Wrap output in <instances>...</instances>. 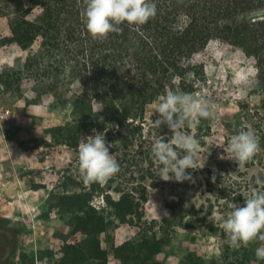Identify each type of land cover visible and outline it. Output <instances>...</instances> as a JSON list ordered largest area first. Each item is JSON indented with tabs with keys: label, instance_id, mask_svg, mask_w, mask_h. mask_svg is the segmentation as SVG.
Listing matches in <instances>:
<instances>
[{
	"label": "trees",
	"instance_id": "1",
	"mask_svg": "<svg viewBox=\"0 0 264 264\" xmlns=\"http://www.w3.org/2000/svg\"><path fill=\"white\" fill-rule=\"evenodd\" d=\"M156 3L155 19L139 28L125 23L121 33L110 34L107 39H94L88 33L81 16L85 0H29V8L11 20L16 42L22 50H29L25 68L30 79L52 87L63 76L81 87L73 98L70 120L47 133L72 148H78L93 129H107L106 140L118 141L119 151H110L121 168L116 177L105 184L75 183L77 192L58 196L50 206L69 217L70 233L59 235L64 245L57 253L58 264H109L102 236L119 225L147 226L143 222L149 191L165 182L157 174L159 166L151 148L161 137L172 135L165 125L161 129L154 123L149 125L148 108L166 90L197 92L204 69L193 64V59L211 42L238 48L254 61L263 96L256 114L264 113V0ZM39 40L40 49L33 51ZM4 76L0 74V82L10 88ZM94 100L101 102V111H94ZM260 132L264 140V131ZM96 197L102 198L103 208L93 204ZM244 200L239 196L236 202L243 206ZM0 222L8 220L0 218ZM0 232L13 242L12 229L0 228ZM17 232L22 234L23 228ZM78 234L83 236L81 240H69ZM165 240L152 229L149 237L119 246L111 243L110 249L120 264H159L154 258L161 254ZM237 255L230 264H247V255Z\"/></svg>",
	"mask_w": 264,
	"mask_h": 264
},
{
	"label": "rangeland",
	"instance_id": "2",
	"mask_svg": "<svg viewBox=\"0 0 264 264\" xmlns=\"http://www.w3.org/2000/svg\"><path fill=\"white\" fill-rule=\"evenodd\" d=\"M28 8L29 0H0V74L4 73L10 84L7 88L0 82V106L10 111L0 123V218L8 220L0 222V228L12 229L10 234L14 236L9 243L4 238L7 234L0 232V246H6L8 264H58L57 253L64 245L59 235L70 233L69 217L50 206L58 196L77 192L75 183L84 180L78 148L63 145L47 130L70 120L71 104L81 87L63 76L52 87L29 78V69L25 68L29 50H22L10 28L11 20ZM40 42L33 51L40 49ZM193 64L204 69L196 93L210 100L216 112L214 121L201 119L183 129L200 140L198 167L187 170L191 180L178 183L173 178L149 191L143 222L147 226L119 225L102 236L109 264H120L113 257L111 243L140 241L149 237L152 229L166 239L161 254L154 258L159 264H230L237 254L247 255V264H264L255 254L260 241L233 247L220 226L231 210L229 205L237 203L239 196L249 197L253 188L264 190V184H257L258 179L264 181V140L260 132L264 131V113L261 110L259 116L256 114L263 96L255 63L238 48L213 41L194 57ZM158 104L157 100L148 108L149 125L159 118ZM93 108L101 111V102L94 100ZM242 124L250 125L260 138V151L238 171L234 160L219 157L227 156L223 147ZM117 142H108L110 151H119ZM93 204L104 207L101 197H96ZM213 212L216 215L210 219ZM166 218L168 222L161 224ZM153 221L158 224L151 225ZM19 227L22 234L17 232ZM82 238L78 234L69 240Z\"/></svg>",
	"mask_w": 264,
	"mask_h": 264
},
{
	"label": "clouds",
	"instance_id": "3",
	"mask_svg": "<svg viewBox=\"0 0 264 264\" xmlns=\"http://www.w3.org/2000/svg\"><path fill=\"white\" fill-rule=\"evenodd\" d=\"M157 11L156 0H85L81 16L94 39H107L110 34L121 33V25L125 23L137 28L147 24L155 19ZM158 101L156 114L159 118L153 123L159 128L166 125L172 135L167 139L161 137L152 145L151 154L154 163L159 166L157 174L163 181L174 178L176 182L183 183L192 179L187 170L197 169L201 148L200 140L183 129L186 125L194 126L201 119L214 121L215 106L198 93L172 90H166L165 94L158 97ZM92 132L79 143V171L85 184H105L116 177L121 168L110 153L112 145L106 140L107 129L105 132L93 129ZM223 149L227 156L220 155L219 158L234 160L240 171L260 151V138L250 125L242 124ZM257 184H264V181L258 179ZM229 208L231 210L220 226L231 245L238 248L260 241L261 246L255 254L258 260H264V190L253 188L243 206L233 202ZM215 215L213 212L210 219Z\"/></svg>",
	"mask_w": 264,
	"mask_h": 264
},
{
	"label": "flooded vegetation",
	"instance_id": "4",
	"mask_svg": "<svg viewBox=\"0 0 264 264\" xmlns=\"http://www.w3.org/2000/svg\"><path fill=\"white\" fill-rule=\"evenodd\" d=\"M2 247L0 246V264H8L7 263L8 254L5 253L6 251H4L6 246L4 245Z\"/></svg>",
	"mask_w": 264,
	"mask_h": 264
},
{
	"label": "built area",
	"instance_id": "5",
	"mask_svg": "<svg viewBox=\"0 0 264 264\" xmlns=\"http://www.w3.org/2000/svg\"><path fill=\"white\" fill-rule=\"evenodd\" d=\"M10 115V111L2 106H0V123L4 122L6 117Z\"/></svg>",
	"mask_w": 264,
	"mask_h": 264
},
{
	"label": "crops",
	"instance_id": "6",
	"mask_svg": "<svg viewBox=\"0 0 264 264\" xmlns=\"http://www.w3.org/2000/svg\"><path fill=\"white\" fill-rule=\"evenodd\" d=\"M64 234H67V233H64ZM123 244V243H122ZM121 245V244H120ZM116 246H119V245H116ZM160 255V254H159ZM115 261H118V260H115ZM119 262V261H118Z\"/></svg>",
	"mask_w": 264,
	"mask_h": 264
}]
</instances>
